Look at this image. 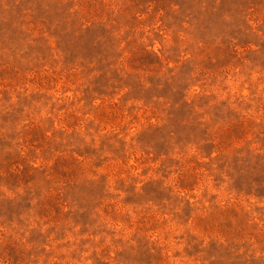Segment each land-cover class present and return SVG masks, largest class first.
<instances>
[{
	"label": "rangeland",
	"instance_id": "obj_1",
	"mask_svg": "<svg viewBox=\"0 0 264 264\" xmlns=\"http://www.w3.org/2000/svg\"><path fill=\"white\" fill-rule=\"evenodd\" d=\"M0 264H264V0H0Z\"/></svg>",
	"mask_w": 264,
	"mask_h": 264
}]
</instances>
